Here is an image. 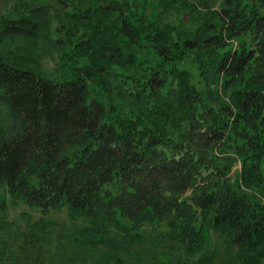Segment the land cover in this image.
<instances>
[{
    "label": "trees",
    "instance_id": "1",
    "mask_svg": "<svg viewBox=\"0 0 264 264\" xmlns=\"http://www.w3.org/2000/svg\"><path fill=\"white\" fill-rule=\"evenodd\" d=\"M54 3L51 78L0 55V212L165 223L193 250L214 228L261 257L264 0Z\"/></svg>",
    "mask_w": 264,
    "mask_h": 264
},
{
    "label": "rangeland",
    "instance_id": "2",
    "mask_svg": "<svg viewBox=\"0 0 264 264\" xmlns=\"http://www.w3.org/2000/svg\"><path fill=\"white\" fill-rule=\"evenodd\" d=\"M38 8L48 12L44 41L24 36L25 27L12 29L21 26V18L44 20ZM55 10L54 0H0V55L10 65L51 78L59 56L48 44L54 37L56 19L49 17ZM120 222L123 227L97 228L67 207L42 212L9 203L0 212V264H264V252L261 257L241 253L245 251L231 246L218 229H204L203 245L193 250L187 242L173 240L165 223L132 229Z\"/></svg>",
    "mask_w": 264,
    "mask_h": 264
}]
</instances>
